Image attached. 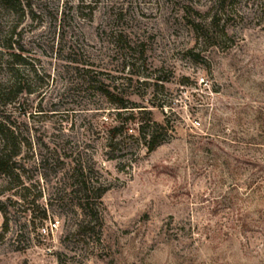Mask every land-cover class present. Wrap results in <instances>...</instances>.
<instances>
[{
  "label": "rangeland",
  "instance_id": "374dc122",
  "mask_svg": "<svg viewBox=\"0 0 264 264\" xmlns=\"http://www.w3.org/2000/svg\"><path fill=\"white\" fill-rule=\"evenodd\" d=\"M14 81L0 264H264V0H0ZM93 81L164 142L138 145L147 116ZM80 175L105 190L88 229Z\"/></svg>",
  "mask_w": 264,
  "mask_h": 264
},
{
  "label": "trees",
  "instance_id": "16d2710c",
  "mask_svg": "<svg viewBox=\"0 0 264 264\" xmlns=\"http://www.w3.org/2000/svg\"><path fill=\"white\" fill-rule=\"evenodd\" d=\"M88 73V72H87ZM89 78V77H88ZM16 78H14L15 80ZM89 85L91 84L90 81L87 82ZM92 89H95L99 91L101 95L105 97V99L108 101L110 105L116 109V117L121 116V113H130L128 121H131L132 123H136L137 117L133 114L135 110L138 112L139 115H145L147 118L144 120V118L141 120V122L136 123V142L138 145L142 144L144 147H146V151L148 153L154 151L157 147H159L164 141L160 140V137H166L168 132L172 131L171 127L168 126V123L165 121L163 124L156 123L152 121L150 118H148L151 113L150 111H146L143 108L144 107H138L136 105L132 107H127L125 103L122 101V99L117 98V96H114V94L108 92L106 89L102 90V84L99 81H93ZM4 91V97L12 96L20 93V84L16 81L11 82L10 84L4 85V90L0 84V95ZM162 108V106H159ZM139 120V119H138ZM124 125V124H123ZM122 125V126H123ZM121 126V127H122ZM170 130H169V128ZM119 129L118 127L114 126L109 130V139H114L115 132ZM160 133L161 134L160 136ZM11 144L10 138H6L4 140V153H0V171L4 173V175H7L9 172V165L12 160V155L7 154V151L9 153ZM80 179L78 180V192L81 193L83 196L79 200V209L81 210V219L78 222V229H88L93 219L97 217V211L95 206L100 204V200L102 198V195L104 193V188L102 186H98L96 188L92 187L86 179L80 175ZM262 178V179H261ZM259 181H264V174L263 176L258 178ZM254 183V182H253Z\"/></svg>",
  "mask_w": 264,
  "mask_h": 264
}]
</instances>
